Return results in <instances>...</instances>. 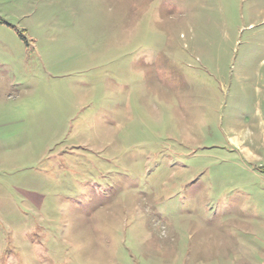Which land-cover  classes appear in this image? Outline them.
Here are the masks:
<instances>
[{
    "label": "rangeland",
    "instance_id": "374dc122",
    "mask_svg": "<svg viewBox=\"0 0 264 264\" xmlns=\"http://www.w3.org/2000/svg\"><path fill=\"white\" fill-rule=\"evenodd\" d=\"M0 264H264V0H0Z\"/></svg>",
    "mask_w": 264,
    "mask_h": 264
}]
</instances>
